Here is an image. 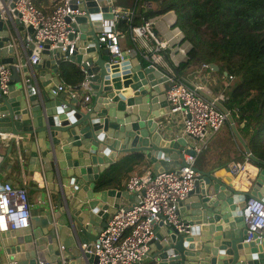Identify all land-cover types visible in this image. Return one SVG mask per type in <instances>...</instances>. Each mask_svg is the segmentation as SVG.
Segmentation results:
<instances>
[{"label":"water","instance_id":"1","mask_svg":"<svg viewBox=\"0 0 264 264\" xmlns=\"http://www.w3.org/2000/svg\"><path fill=\"white\" fill-rule=\"evenodd\" d=\"M86 1L87 14L72 24L70 40L77 38L73 52L51 51L46 46L36 65L28 63L33 44L26 49L24 25L15 22L18 34H13L14 43L0 21V59L12 71L8 94L0 87V133L23 138L18 146L26 138L32 141L31 157L38 164L34 171L45 173L56 197L55 210L48 208L44 215L34 216L27 230L5 233L16 240L14 244L4 243L11 256L9 263L97 264L91 244L120 208L138 202L133 192L100 189L97 185L117 157L144 154L155 173H163L186 167V156L196 160L199 156L188 140L168 139L163 131L162 119L171 113L166 96L171 85L168 69L149 60L133 62L128 55L122 60L114 58L100 38L102 20L112 24L117 0L101 7L94 0ZM27 32L34 40L33 28ZM9 42L13 45L6 47ZM165 52L168 65L182 80L170 57L172 48ZM76 66L90 95L84 105L67 102L59 91L62 73ZM210 69L219 71L220 67L212 64ZM44 70L53 71L46 80L41 78ZM229 121L240 138L232 116ZM241 142L260 169L252 189H236L232 178L224 182L193 166L199 174L194 189L178 204L179 225L188 227L187 232L159 221L150 252L136 264L145 260L147 264H264V231L247 242L243 217L248 199L264 201V161ZM16 143L15 138L10 139L9 153Z\"/></svg>","mask_w":264,"mask_h":264},{"label":"built area","instance_id":"2","mask_svg":"<svg viewBox=\"0 0 264 264\" xmlns=\"http://www.w3.org/2000/svg\"><path fill=\"white\" fill-rule=\"evenodd\" d=\"M94 1L100 7L113 4L112 0ZM135 1L145 4L144 7L149 5V0ZM87 2L86 0H50V9L46 11L38 8L33 0H10L8 2L0 0V21L5 24L14 43L16 38L13 34L14 32L18 34L15 22L18 21L24 25L23 39L27 41L26 49L29 48V44H33L28 63L36 65L40 63L46 46H49L51 51L62 49L66 52L70 49V52H73L77 38L70 40V36L74 34L72 24L75 23L77 17L87 14ZM114 14L112 24L102 20L104 32L100 41L114 58L122 60L124 54L118 39L116 24L122 19L132 24L137 15L131 10L118 11L116 9ZM168 23L173 26L176 21L172 18L168 20ZM153 26L154 20H145L141 25L131 27L130 36L135 43L140 40L154 42V49L146 55V59L155 64L158 59L162 58L161 54L168 48V44L155 35ZM30 27L34 30V40L27 32ZM176 29L179 30L177 37L180 42L177 51L186 60L191 45L184 41L183 32L178 27ZM183 42H185L184 46H181ZM5 45L10 47L13 44L9 42ZM176 65L178 66V63ZM21 67L18 65V68ZM203 67L210 68L208 65H203ZM170 74L171 85L166 92L170 114L181 117L183 136L190 139V146L200 155L208 149L212 139L229 122L231 112L222 109L218 100L204 97L200 87L180 81L173 71ZM11 80L10 65L1 63L0 59V87L3 94H8ZM86 88L87 83L80 85L81 90ZM65 90L66 87L63 85L59 87V91ZM72 97L77 98L78 95L73 93ZM89 101L90 96H86L83 103ZM12 138L19 140V137L12 134L0 133V140L7 139L10 142ZM245 157L244 163L233 162L228 166L238 189L242 187L241 178L246 167L252 162L249 154ZM186 163V167L174 171L135 173L129 178L127 190L137 194L138 202L128 208H120L98 240L91 244L98 258L97 264H136L143 261L150 252V242L155 237V225L161 220L175 225L180 232H187L188 227L179 225L178 204L188 199L199 174L193 170L196 164L195 158L187 157ZM243 217L247 230L246 241H254L255 237L261 236L264 231V201L257 198L248 199L243 210ZM31 220L32 205L27 187L25 185L15 186L9 182L0 185V233L25 230L30 227ZM10 264H19V262L12 261ZM36 264L52 263L38 261Z\"/></svg>","mask_w":264,"mask_h":264},{"label":"trees","instance_id":"3","mask_svg":"<svg viewBox=\"0 0 264 264\" xmlns=\"http://www.w3.org/2000/svg\"><path fill=\"white\" fill-rule=\"evenodd\" d=\"M149 4L153 7L141 9L132 24L120 20L117 30L130 37L131 27L174 12L184 41L191 45L187 59L176 69L184 72L195 65L215 64L237 81L228 95V110L236 126L243 124L240 132L252 155L264 161V0H149ZM68 73L75 76L74 80L66 77L68 83H82L80 68L62 75ZM144 164L143 154L126 155L101 174L97 185L125 190L129 178Z\"/></svg>","mask_w":264,"mask_h":264},{"label":"crops","instance_id":"4","mask_svg":"<svg viewBox=\"0 0 264 264\" xmlns=\"http://www.w3.org/2000/svg\"><path fill=\"white\" fill-rule=\"evenodd\" d=\"M33 1H35V4H37L39 8L49 11L51 4L50 0ZM144 6L145 4L137 3L135 0H117L115 2L116 10H131L135 12L137 16L140 15L141 9H144V11H146L147 9L153 7L151 4H149L147 7ZM172 18L175 19L176 24L170 26L168 20ZM151 19L154 20L153 28L158 33L159 39L162 42L167 43L168 48H172L173 55H170L171 59L178 63V65L181 62H184L185 57L180 54L179 51H177L180 42L178 41L179 39L177 37L179 30L176 29V27H178L176 14L174 12H168L162 16L154 17ZM117 32L119 36L118 39L120 42V46L124 55H128L133 60V62H136V59H139L141 61L147 60L146 55H149L152 49H154V42L150 40H140L135 43L131 39V36L128 37L124 34H121L119 31ZM184 43L185 42H183L181 46H184ZM161 55L162 58L158 59L156 63L162 67H165L166 69H168L167 71L172 73V69L174 67L168 65L166 59L167 53L163 51ZM52 72V70H44L41 73V78L43 80H46V78H50V73L52 74ZM180 73L183 82L192 86L200 87L201 94L204 97L210 100H218L219 106L222 109L228 110V95L235 88V79L228 78V76L225 75V72H222L221 70L213 71L210 68H204L202 65H195L189 70ZM66 77H69L72 80L75 79V76H73L72 73L63 74L60 76V78H62V85L66 87V90L62 92L61 96L69 103L84 105L83 100L86 96L90 95L86 90L80 89V85L82 83H68L66 81ZM52 81H54V79ZM73 93L77 94L78 97L73 98ZM242 127L243 124H241L240 127L236 126V129L241 140L248 145V140L245 139L243 134L240 132V129H242ZM162 128L168 139L183 137L190 142V139L183 136L182 119L179 115L168 114L165 118L162 119ZM240 138L234 132L233 126L229 121L212 139L208 149L203 151L198 156L195 165L199 166L201 169L207 172L212 173L213 176L218 180L228 182L232 178L228 166L233 162L244 163L246 161L245 148L243 147ZM21 139L23 138H19L16 143L17 147H15L14 145V149L11 153H9L10 142L7 139L0 140V185L7 182L12 183L15 186L25 185L30 195L33 218L34 216L44 215L48 208L55 210L56 197L53 195L54 192L49 189V182L46 179L45 173H38L34 171L38 167L37 161L31 157L32 151L34 150V144H32V141L26 138V141L24 142L22 140L21 146H18ZM124 156L126 155L118 156L116 161ZM145 158L146 165L144 164L135 173H155L154 165L149 161V159H147L146 156ZM259 170V166L253 162H251L246 167V171L241 178V190L250 191L252 189L255 177L258 174ZM233 183L235 186L236 183ZM34 188L37 190H35ZM116 190L125 191L127 189ZM180 215L182 216L183 214ZM15 242L16 240H14V238H11L10 235L0 233V264H10L9 258H11V256L7 254V249L5 248L4 243H8L10 245L14 244ZM147 262L148 260H145L143 264H147Z\"/></svg>","mask_w":264,"mask_h":264},{"label":"rangeland","instance_id":"5","mask_svg":"<svg viewBox=\"0 0 264 264\" xmlns=\"http://www.w3.org/2000/svg\"><path fill=\"white\" fill-rule=\"evenodd\" d=\"M34 2H35V1H34ZM234 85H235V88H236V86H237V81H234ZM235 88H234V89H235Z\"/></svg>","mask_w":264,"mask_h":264}]
</instances>
